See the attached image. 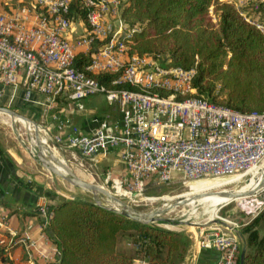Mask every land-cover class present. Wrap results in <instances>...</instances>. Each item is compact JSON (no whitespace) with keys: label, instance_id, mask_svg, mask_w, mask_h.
Instances as JSON below:
<instances>
[{"label":"built area","instance_id":"built-area-1","mask_svg":"<svg viewBox=\"0 0 264 264\" xmlns=\"http://www.w3.org/2000/svg\"><path fill=\"white\" fill-rule=\"evenodd\" d=\"M72 1L20 0L0 6V105L11 106L21 90L28 101L35 93L44 96L45 113H50L52 122L41 125L39 132L50 148L69 151L68 162L88 174L98 169L99 155L120 150L129 178L109 172L106 180L113 181L116 193L129 198L143 195L149 185L176 180H239L264 164V110L242 112L198 96L196 65L184 68L163 64L158 56L130 53L132 37L140 28L123 16L127 0H84L88 26L70 17ZM261 3L264 0H254L251 8L259 10ZM235 5L264 34V18ZM91 51L80 70L78 55ZM93 74L114 78L107 85ZM96 95L118 107L119 120L104 117L84 133L56 110L60 100L84 109V100ZM262 190L264 185L252 196ZM2 194L0 187V198ZM255 200L252 218L264 209V200ZM3 209L0 203V227L6 223ZM38 212L44 227L50 226L53 210L46 198ZM215 217L197 248L215 247L219 252L215 264H239V231L249 220L237 223ZM7 245L23 247L33 264L37 257L49 258L29 232L12 231ZM56 252L60 255L59 249ZM131 264L151 263L137 257Z\"/></svg>","mask_w":264,"mask_h":264},{"label":"trees","instance_id":"trees-1","mask_svg":"<svg viewBox=\"0 0 264 264\" xmlns=\"http://www.w3.org/2000/svg\"><path fill=\"white\" fill-rule=\"evenodd\" d=\"M262 10L264 4L257 13ZM69 15L89 25L84 0H73ZM123 16L140 28L132 37L130 53L158 56L163 64L184 68L196 65L198 96L242 112L264 110V34L234 3L127 0ZM93 52L78 55L80 70ZM93 77L107 85L114 78L110 74ZM6 191L10 193V185ZM0 203L10 206L6 198H0ZM50 228L60 255L49 264H131L134 257L117 251L118 235L126 231L138 246L137 256L151 264H172L173 254L181 249L178 232L137 223L82 197L61 199ZM239 238L245 251L243 264H264V209L239 231ZM7 252L0 247V257L6 258Z\"/></svg>","mask_w":264,"mask_h":264},{"label":"crops","instance_id":"crops-1","mask_svg":"<svg viewBox=\"0 0 264 264\" xmlns=\"http://www.w3.org/2000/svg\"><path fill=\"white\" fill-rule=\"evenodd\" d=\"M18 1L20 0H0V6L7 8V5H14ZM16 102L19 107L28 110L27 113L30 117L38 119L40 122L43 121L45 124H51L50 113L48 115L45 113L44 96L35 93L33 98L28 101L25 100L24 93L21 90ZM56 110L63 111V114L69 116L73 124L79 126L84 133H90L98 125L99 119L108 117L111 120H119L121 117L118 107L110 105L102 95L86 98L84 100V109H78L74 104L60 100ZM50 150L59 158L68 162L70 158L69 151L61 147H51ZM98 160V167L101 162L107 160L108 165L112 166V169H110L112 172L121 171V175L128 177L126 167L121 160L120 150L111 151L107 156L99 155ZM16 163L17 165L18 163L20 164L18 161ZM17 165L15 166L13 161L0 148V187L4 191L1 198H6L10 205H4L3 209L6 223L0 227V241L2 242L0 247H5L8 252L6 258L0 257V264H33L27 257L23 247L15 245L13 248H7V244L12 237V231L29 232L37 240L41 250L49 257L47 259L37 257L35 261L37 264L56 262L59 257V253L56 252L58 246L53 240L50 226L44 227V221L38 212V207L46 198L47 202H49V207L54 211L56 204L64 198L61 195L62 192L53 190L50 187L51 185H45L38 178L24 176L21 169L17 168ZM42 174L49 180L53 179L51 175L54 174L52 173L48 175L42 172ZM9 185L11 186L10 193L6 191ZM70 195L72 196L66 199L77 197L75 194L70 193ZM254 219L251 218L248 222H245V225L250 224ZM156 225L161 226L159 224ZM164 228L179 233L181 249L173 254L172 264H215L218 260L219 252L215 247L209 246L200 250L197 248V241L207 231V226H195V230L189 228L184 232L167 226H164ZM137 249L138 246L133 243L130 232H121L118 235V252L130 255L135 259L139 257L136 254ZM242 252L245 251L241 242Z\"/></svg>","mask_w":264,"mask_h":264},{"label":"rangeland","instance_id":"rangeland-1","mask_svg":"<svg viewBox=\"0 0 264 264\" xmlns=\"http://www.w3.org/2000/svg\"><path fill=\"white\" fill-rule=\"evenodd\" d=\"M235 3L239 4V8L245 9L248 14L252 16H264V10L258 12V10L252 9L251 6L254 0H232ZM261 3L260 5H263ZM17 102L13 103L9 108L13 109L14 111L24 115L25 117L29 118V120L35 125V128H38L43 125L45 122L34 119L30 117L27 113L28 110L19 107ZM66 107V106H63ZM4 116V117H3ZM10 117V118H9ZM45 119V118H44ZM43 119V120H44ZM25 123L22 121L13 118L7 114L0 113V148L3 150L4 154L13 161L15 166L18 163L17 168L21 169V172L24 176H32L35 179H39L45 185H51L50 187L53 190H58L59 192H64L65 194L69 195L75 194L77 197H82L90 200H94L95 202L97 199L101 200L104 204L109 205V201L111 200L105 194L98 193L95 195L92 191H88L86 189L76 187L66 180L62 178L51 175L53 179L49 180L42 172L47 173L48 175L51 174L46 168H44L36 159L35 156V145L31 142V134L30 130L26 129ZM36 130V129H35ZM40 138H43L42 132H39ZM50 151L51 148H47ZM57 158H59L55 153H53ZM108 161L105 160L100 163V166L93 174H88L81 170L75 163L66 162L67 165L71 168L75 175L79 176L80 178L92 182L95 184H99L104 186L105 188L109 189L114 193V195L120 198L123 202L128 204L131 208L136 211L149 213L151 211L157 210L159 207H164L167 205L177 206L173 210H168L161 216L173 222H178V224H166V223H159L161 226H169L173 229H178L184 232L189 228L195 230V226L205 227L210 226L212 221L207 219L210 217V208L205 204H200L199 207L197 206L196 213L190 214L188 208L185 205H172L177 199H184L183 203L190 199L195 203H200L202 201L213 200L216 198V194L214 192L223 191V190H238L245 186L248 180L251 177H257L258 172L260 173L264 167V164L259 169H254L251 173H247L245 176L238 177L231 181L220 183L221 181H205L201 182H186L183 180H176L168 184L162 185H149L145 190L144 194L138 197L132 196L131 198L116 193L113 186L112 180H106L108 173L112 172V166H109ZM121 171L112 172L113 176L119 177L122 180H127L129 177L123 176L120 173ZM255 174V175H254ZM236 180V181H235ZM234 181V182H233ZM232 182V183H230ZM195 184V185H191ZM200 183V184H196ZM229 183V184H227ZM223 184V185H222ZM69 194H68V193ZM201 194L202 196L198 197L197 199H192L194 195ZM255 199L264 200V190L258 194L257 197L249 195L247 197H243L231 202H225L221 204L219 207V211L217 212L218 215H222L227 217V219L241 223L244 221H248L252 218L254 213V208L257 206V202ZM112 201V200H111ZM170 208V206H169ZM216 209V208H215ZM215 209L212 211L211 215L215 212ZM175 210V211H174ZM187 210V211H186ZM168 212V213H167ZM171 212V213H170ZM185 214H184V213ZM216 218V217H215ZM176 227V228H175ZM178 227V228H177ZM244 228V227H242ZM240 228V230L242 229ZM141 257V256H139Z\"/></svg>","mask_w":264,"mask_h":264},{"label":"water","instance_id":"water-1","mask_svg":"<svg viewBox=\"0 0 264 264\" xmlns=\"http://www.w3.org/2000/svg\"><path fill=\"white\" fill-rule=\"evenodd\" d=\"M0 113L3 114H7L13 118L16 119H23L26 120L28 122H30L29 118L25 117L24 115H21L20 113L14 111L13 109L6 107V106H2L0 105ZM36 125V124H35ZM35 135L37 140L40 141V134H39V129L36 128L35 130ZM35 156L37 161L44 167L46 168L50 173L62 178L63 180H66L67 182H69L70 184L76 186V187H80L83 189H86L88 191H92L95 195H97L98 193L101 194H105L107 197H109L111 200H113L114 202L118 203V206H109L104 204L101 200L97 199L96 204L100 207H103L107 210H110L116 214L122 215L132 221H135L137 223L140 224H146V225H150V224H158L159 223H166V224H178V222H173L171 220H168L166 218H163L161 215L164 214L166 211H168L169 208H162L159 207L157 210L155 211H151L149 213H143V212H139L134 210L133 208H131L128 204H126L125 202H123L120 198L116 197L109 189L105 188L104 186H101L99 184H95L92 182H88L82 178H80L79 176L75 175L74 172L71 170V168L67 165V163H64V167H65V172L63 170H61L60 168H58L55 164H53L50 161V158L55 159L57 162H60V159L57 158L54 154H52V152H50V154L45 155L44 152H42V147L39 145H35ZM51 151V150H50ZM256 192V191H255ZM254 190H250L248 193L243 194V193H239V192H231V191H226L223 190V192H219L221 194H226V195H231L234 197H243V196H249L255 193ZM184 199H180V200H176L175 202L172 203V205H182L183 204ZM153 217V218H151ZM241 259V264L244 263L245 260V252L241 253L240 256Z\"/></svg>","mask_w":264,"mask_h":264},{"label":"bare ground","instance_id":"bare-ground-1","mask_svg":"<svg viewBox=\"0 0 264 264\" xmlns=\"http://www.w3.org/2000/svg\"><path fill=\"white\" fill-rule=\"evenodd\" d=\"M4 117V116H3ZM10 118V117H9ZM20 121H22V123H25V126L27 127L26 129L30 130V134H31V142L33 145H39L42 147V152L45 153V155H48L50 154L49 150L47 148H50L48 146V143H47V140L45 137L43 138H40V141L37 140L36 138V135H35V125L30 121H26V120H23V119H18ZM53 154V153H52ZM60 159V162H57L55 159H52L50 158V161L55 164L58 168H60L61 170H63L65 172V167H64V163H66V161H64L62 158H59ZM254 170V169H253ZM259 175H257V177H251L247 184L245 186H243L241 189H238V190H230L231 192H239V193H243V194H246L248 193L250 190H254L257 191V189H259L261 186L264 185V167L262 169V171L259 173ZM255 175V174H254ZM203 183V182H201ZM196 184H200V183H196ZM191 185H195V184H192ZM119 191V189H118ZM228 191V190H226ZM221 191H217V192H214V194H216V198L213 199V200H208V201H202L200 203H195L194 201H191L190 199L186 200L183 205H185L188 210L190 211L189 213L190 214H195L197 215L196 213V209H197V206L199 207L200 204H205L207 205L209 208H210V217L207 218V219H210L212 220L216 215H217V212L219 211L220 209V205L221 204H224L225 202H231V201H234V200H237V199H240V198H243V197H247V196H243V197H234V196H231V195H226V194H221L219 193ZM223 192V191H222ZM123 193V191H122ZM127 194V193H125ZM202 196L201 194H198V195H194L192 197V199H197L198 197ZM109 206H118L119 204L114 202L113 200L109 201ZM170 206V208H169ZM177 206H171V205H167V206H164V207H161L162 208H169L170 210H173L174 208H176ZM216 208V209H215ZM168 209V210H169ZM215 209V212L211 215L212 211ZM198 210V209H197ZM175 211V210H174ZM187 211V210H186ZM168 213V212H167ZM171 213V212H170ZM184 213V212H183ZM185 214V213H184ZM153 218V217H151ZM169 227V226H168ZM176 228V227H175ZM178 228V227H177Z\"/></svg>","mask_w":264,"mask_h":264}]
</instances>
